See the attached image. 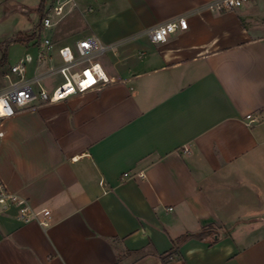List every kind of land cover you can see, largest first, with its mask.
<instances>
[{"label": "crops", "instance_id": "0c3cea01", "mask_svg": "<svg viewBox=\"0 0 264 264\" xmlns=\"http://www.w3.org/2000/svg\"><path fill=\"white\" fill-rule=\"evenodd\" d=\"M40 1L0 0V43ZM212 1L74 0L24 43H52L31 78L93 36L111 46L108 82L0 121L3 185L50 211L46 227L0 211V264H162L204 228L214 236L186 239L166 264H264V0L203 8ZM181 15L187 29L149 41Z\"/></svg>", "mask_w": 264, "mask_h": 264}, {"label": "built area", "instance_id": "2783aa9c", "mask_svg": "<svg viewBox=\"0 0 264 264\" xmlns=\"http://www.w3.org/2000/svg\"><path fill=\"white\" fill-rule=\"evenodd\" d=\"M247 0H214L203 8L212 11L232 10ZM74 0H53L49 8L40 18L39 32L53 27L66 14L67 7L73 5ZM188 27L185 15L175 17L166 22L148 28L144 33L154 44L165 43L177 31ZM37 62L51 61L52 43L48 38H40L34 44ZM111 46L100 43L95 37H86L77 41L74 47L61 46L56 49L58 64L50 65L40 76L27 77L26 64L31 62V55L25 53L18 62L10 65L3 78L7 84L0 89V121L10 118L16 112L33 106L55 103L76 94L89 91L96 86L107 83L108 77L99 61L100 55ZM59 75L62 82L54 86H44L43 79ZM36 85V87H35ZM249 125L257 123L259 118L254 115L247 117ZM4 133L0 129V141ZM126 176V174L124 175ZM15 208L17 218L23 222L35 220L41 226H48L50 211L48 209L34 210L26 199L7 191L0 179V211Z\"/></svg>", "mask_w": 264, "mask_h": 264}, {"label": "rangeland", "instance_id": "374dc122", "mask_svg": "<svg viewBox=\"0 0 264 264\" xmlns=\"http://www.w3.org/2000/svg\"><path fill=\"white\" fill-rule=\"evenodd\" d=\"M27 13H16L18 18L14 20L15 27L13 28L14 36L12 38H16L20 34H25L26 31L31 30L34 26V28H37V24L40 21V14L38 9L34 7L27 8ZM15 14V12H14ZM15 16V15H14ZM9 30V29H7ZM39 31V28H38ZM43 35V33H42ZM9 40H6L4 42H1L0 44H4ZM3 47V45L1 46ZM6 53H7V64L0 68V87H3V85L7 84V81L3 78V75L5 72L8 71L9 66L13 65L18 62L19 58L25 55V53H28L31 55V62L26 64L27 73L26 76L28 77L31 75L33 67L36 66L37 61L35 59V51L30 48L28 45H24V43L19 42H12L8 44L6 47ZM46 84H54V86L58 85L62 82V79L59 75H54L49 77L44 81Z\"/></svg>", "mask_w": 264, "mask_h": 264}, {"label": "trees", "instance_id": "16d2710c", "mask_svg": "<svg viewBox=\"0 0 264 264\" xmlns=\"http://www.w3.org/2000/svg\"><path fill=\"white\" fill-rule=\"evenodd\" d=\"M44 3L45 0H41L39 7H38V11L40 14V18L43 15V7H44ZM40 27V21L37 24V28L35 30H33L31 33L29 34H20L19 36H17L16 38H13L12 40H9L7 42H5L3 45V47H1L2 45L0 44V49H1V58H0V68L3 67L4 65H6L7 63V53H6V47L8 46V44L12 43V42H19V43H26L29 42L30 40H34L38 38V28ZM40 29V28H39ZM212 231H210V228H204L202 229L199 233L195 234V235H182L178 238H176L173 242V246L172 248L163 253L162 255L159 256L162 264H166L169 260L173 259L177 253H178V247L180 246V244H182L186 239L188 238H196V239H203L205 237L211 236ZM214 236V234L212 235Z\"/></svg>", "mask_w": 264, "mask_h": 264}]
</instances>
